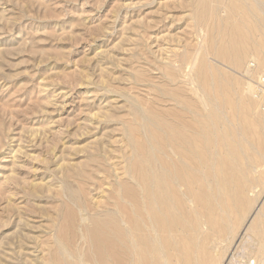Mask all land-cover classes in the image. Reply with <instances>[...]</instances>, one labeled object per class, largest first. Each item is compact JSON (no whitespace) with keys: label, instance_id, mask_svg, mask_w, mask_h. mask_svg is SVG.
<instances>
[{"label":"rangeland","instance_id":"obj_1","mask_svg":"<svg viewBox=\"0 0 264 264\" xmlns=\"http://www.w3.org/2000/svg\"><path fill=\"white\" fill-rule=\"evenodd\" d=\"M260 60L264 0H0V264H115L133 177L204 127L246 192L226 241L201 231L199 249L264 264Z\"/></svg>","mask_w":264,"mask_h":264},{"label":"bare ground","instance_id":"obj_2","mask_svg":"<svg viewBox=\"0 0 264 264\" xmlns=\"http://www.w3.org/2000/svg\"><path fill=\"white\" fill-rule=\"evenodd\" d=\"M260 61L264 65V60ZM247 86L251 91L254 90V86L250 82H248ZM196 93H198V91H196ZM196 96L198 99L197 102L200 104V106L206 109L207 104L205 98L202 95H199V93ZM187 125L190 126L189 123ZM195 132L198 134L201 132V135H203L204 139L202 140L201 144H199L200 142L193 140V137L192 141H186L187 139H182L183 141L181 140L180 142L178 141L175 143L167 141L164 144L165 150H163V152H159L161 156L152 154L149 157L147 167L148 171H145L146 173L144 175L133 177V187L130 191H128L129 193L127 195L128 203L125 202L129 206L123 203L122 205H119L118 209H116L118 210V229L116 231L117 235H115V237L117 236V243L115 244L116 248L113 253V262L115 264L211 263V259L207 255L209 251L204 249L200 251L199 249L201 247L199 245V234L201 233V231L211 233V236L209 235V237L206 239L208 247L210 250L215 249L216 246L218 247V243H220L221 240L225 239L223 238V235L221 237V233L224 232L223 229L227 231V227L229 228L230 224H232L231 226H233V219L231 218L236 214L235 210L243 202V196H245L243 195V193L246 191H244V188H240V186H243V184L235 183L234 186L230 185V177L229 179H226V177L222 176L221 173H223V170L227 166L224 163L226 161H220L218 158V162L215 159L218 155V137L215 136V129L208 130L206 129V127H204L203 131L199 132L195 130ZM178 138L181 139V137ZM225 139L227 140V137ZM201 146L204 147V150L202 149L203 151H199ZM230 146L231 145H229V147ZM218 147L220 148V145ZM221 151H223V149ZM252 170L254 171L255 168L252 167ZM226 173L229 174V172ZM263 205L264 204H262V206ZM259 208L262 212L264 211V206ZM259 208L258 213L260 211ZM262 214L264 215V213L256 215L259 216ZM263 215L262 217H264ZM258 216H256L257 219L261 217ZM225 219L226 221L228 220L227 223ZM223 224L229 225L226 227V225ZM248 227L247 229H249ZM230 228L232 229V227ZM231 229L227 231L228 233L226 232L225 237L230 236L228 234ZM27 234L29 235V233ZM202 236H204V233L202 234ZM254 236L257 237L256 233ZM82 237H84V235ZM256 241L259 242V240ZM102 243L104 242L102 241ZM106 243L108 245V242ZM61 245H63V243ZM61 245L60 247H62ZM205 245L206 244L204 243V247ZM24 246L26 245L24 244ZM64 248L65 245L63 247V251ZM102 253L101 256L103 255ZM262 254L264 253L262 252ZM70 255L68 253V257H71ZM44 259L46 260V258ZM31 263H33L32 260Z\"/></svg>","mask_w":264,"mask_h":264},{"label":"built area","instance_id":"obj_3","mask_svg":"<svg viewBox=\"0 0 264 264\" xmlns=\"http://www.w3.org/2000/svg\"><path fill=\"white\" fill-rule=\"evenodd\" d=\"M251 68H253V63H250L249 65H248V69H251ZM255 82V84H256V88L259 90V91H264V72H262V73H260L258 76H257V78H256V80L254 81Z\"/></svg>","mask_w":264,"mask_h":264}]
</instances>
